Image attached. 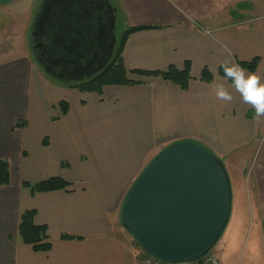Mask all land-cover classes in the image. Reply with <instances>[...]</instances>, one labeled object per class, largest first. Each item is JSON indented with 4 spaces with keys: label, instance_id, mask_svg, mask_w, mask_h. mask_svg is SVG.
Segmentation results:
<instances>
[{
    "label": "crops",
    "instance_id": "obj_1",
    "mask_svg": "<svg viewBox=\"0 0 264 264\" xmlns=\"http://www.w3.org/2000/svg\"><path fill=\"white\" fill-rule=\"evenodd\" d=\"M116 1V17L121 7L131 26L154 27L126 38L122 61L135 84L106 85L101 94L66 83L46 85L26 56L0 51V159L10 167L9 183L0 185V264H142L145 253L135 249L121 226L122 208L153 156L188 140L224 163L237 164L259 141L264 116L252 115L254 108L218 74V67L259 56L256 70L246 73L264 83V35L250 40L246 32L262 29L263 3L234 0L250 17L226 24L221 11L215 13L221 8L224 15L226 2ZM11 23L15 28L17 19ZM232 26L242 29L227 31ZM186 61L191 76L186 89L131 72L163 71L169 65L182 69ZM204 67L212 74L210 82L200 79ZM218 84L231 92V101L215 96ZM61 101L67 104L65 114ZM22 119L24 125L15 127ZM254 168L249 192L262 196L264 159ZM51 176L69 185L33 194L22 185ZM237 186L241 190L242 184ZM27 209L35 211L36 224L46 226L50 250L34 251L20 240L19 218Z\"/></svg>",
    "mask_w": 264,
    "mask_h": 264
},
{
    "label": "water",
    "instance_id": "obj_2",
    "mask_svg": "<svg viewBox=\"0 0 264 264\" xmlns=\"http://www.w3.org/2000/svg\"><path fill=\"white\" fill-rule=\"evenodd\" d=\"M102 6L108 12L102 24V50L86 66L56 78L79 82L109 63L116 42L115 8L111 10L108 0ZM44 16H38L32 34L43 25ZM45 71L52 73L48 67ZM232 196L229 175L218 156L193 141H176L154 155L134 180L123 204L121 226L150 257L169 264L194 262L222 236Z\"/></svg>",
    "mask_w": 264,
    "mask_h": 264
},
{
    "label": "rangeland",
    "instance_id": "obj_3",
    "mask_svg": "<svg viewBox=\"0 0 264 264\" xmlns=\"http://www.w3.org/2000/svg\"><path fill=\"white\" fill-rule=\"evenodd\" d=\"M111 1L113 4L117 2L116 0ZM38 2L39 0H14L8 4H0V51L6 49L7 51H14L15 56H26L30 60L33 72L36 73L46 85L54 82L58 86L65 85L64 82L43 72L35 64L31 56L29 49L30 26ZM219 2H226L224 15H222L221 8L216 9L215 13L220 10L221 20L225 19L226 24H235V19L240 17H250L248 13L241 12L244 8L243 6L240 7L237 1L214 0L215 4ZM250 2L252 3V1ZM254 2L257 4H264V0H254ZM119 9L114 24V33L116 36L114 53L120 45L124 31L132 24L126 11L121 7H119ZM262 11V16L264 17V9ZM13 17L16 18L18 22L15 28L13 27V23H11ZM258 21L263 23L261 30L257 28L246 30L248 33L247 35H251L249 37L250 40L254 39L251 37L258 36L261 32L264 35V18ZM240 29L242 28L232 26L227 28V31L239 33ZM252 115H255V112H252ZM256 118H261V116ZM263 159L264 128L260 134L259 141L255 144L249 157L247 156L246 161L242 163L238 161L237 164H230L224 163L223 160L220 159L229 175L233 196L229 221L222 236L210 251L212 257L217 260V264H264V195L261 196L257 191L250 193L248 188V180H250V176L254 174V164ZM238 183L242 184L241 190L239 186H237ZM134 247L142 252L138 245L135 244ZM199 263L204 264V259L201 258L186 264Z\"/></svg>",
    "mask_w": 264,
    "mask_h": 264
},
{
    "label": "flooded vegetation",
    "instance_id": "obj_4",
    "mask_svg": "<svg viewBox=\"0 0 264 264\" xmlns=\"http://www.w3.org/2000/svg\"><path fill=\"white\" fill-rule=\"evenodd\" d=\"M108 2L114 9L112 1ZM103 3L104 0H39L30 26L29 49L43 72L64 83H73L54 75H68L77 67L86 66L102 50V24L108 15ZM40 14L45 15L43 25L32 34ZM114 14L116 20V8ZM46 67L51 74L45 71Z\"/></svg>",
    "mask_w": 264,
    "mask_h": 264
},
{
    "label": "trees",
    "instance_id": "obj_5",
    "mask_svg": "<svg viewBox=\"0 0 264 264\" xmlns=\"http://www.w3.org/2000/svg\"><path fill=\"white\" fill-rule=\"evenodd\" d=\"M154 28L148 25L131 26L127 28L120 41V45L116 52L113 54L109 63L100 72L96 73L91 78L81 83H69L71 87L77 88L79 91L102 93V88L106 85H130L137 82L128 78L130 71H127L122 61V50L125 45L126 38L130 33L137 32L144 29ZM260 57L254 56L250 60H238L237 63L249 72H254L259 64ZM131 72L140 73L144 75H150L159 77L162 80L169 81L178 85L181 89H186L188 82L191 79L190 76V64L188 61L184 63L182 69H178L174 65H169L166 70L163 71H142L133 70ZM218 74L223 76V69L221 65L218 67ZM200 79L206 82H210L212 74L204 67L200 74ZM62 106V114L66 113L67 104L63 101L58 103ZM24 120H19L15 123V127H22ZM10 179V167L6 159H0V185H6ZM22 185L29 188L31 193L46 192L58 189H64L69 185V182L65 181L59 176H51L47 179L38 182L22 181ZM35 211L33 209H27L23 211L19 218L17 227V234L20 240L27 245H30L34 251H48L51 248V242L47 234V228L45 225H38L34 222ZM63 238H67L63 236Z\"/></svg>",
    "mask_w": 264,
    "mask_h": 264
},
{
    "label": "clouds",
    "instance_id": "obj_6",
    "mask_svg": "<svg viewBox=\"0 0 264 264\" xmlns=\"http://www.w3.org/2000/svg\"><path fill=\"white\" fill-rule=\"evenodd\" d=\"M223 79L230 82V87L238 92L244 103L250 104L256 117L264 116V83L259 78L250 73L238 63L223 64ZM215 96L222 101L233 99L231 92L224 86L218 84L213 89Z\"/></svg>",
    "mask_w": 264,
    "mask_h": 264
},
{
    "label": "built area",
    "instance_id": "obj_7",
    "mask_svg": "<svg viewBox=\"0 0 264 264\" xmlns=\"http://www.w3.org/2000/svg\"><path fill=\"white\" fill-rule=\"evenodd\" d=\"M204 264H217V260L212 257V255L210 253L206 254L204 257ZM142 264H169V263H163L153 257L150 256H146L143 261ZM179 264H186V263H179Z\"/></svg>",
    "mask_w": 264,
    "mask_h": 264
}]
</instances>
